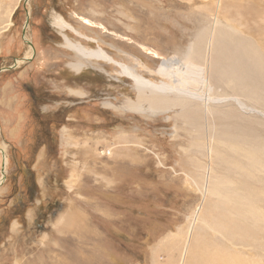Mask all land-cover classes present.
Wrapping results in <instances>:
<instances>
[{
  "label": "rangeland",
  "instance_id": "374dc122",
  "mask_svg": "<svg viewBox=\"0 0 264 264\" xmlns=\"http://www.w3.org/2000/svg\"><path fill=\"white\" fill-rule=\"evenodd\" d=\"M0 5V264H264V0ZM58 17L70 25L63 32ZM223 33L235 55L220 52ZM207 34L216 37L209 57L194 61L206 65L212 96L230 101L208 115L195 106L191 117L179 106L128 107L138 97L121 64L171 82ZM65 36L119 65L92 58L74 68Z\"/></svg>",
  "mask_w": 264,
  "mask_h": 264
},
{
  "label": "bare ground",
  "instance_id": "6f19581e",
  "mask_svg": "<svg viewBox=\"0 0 264 264\" xmlns=\"http://www.w3.org/2000/svg\"><path fill=\"white\" fill-rule=\"evenodd\" d=\"M3 5V4H1ZM0 5V6H1ZM12 8H9L8 11H12L11 10ZM12 13V12H10ZM10 13H8V17L11 15ZM215 19V18H213ZM9 21V19H8ZM212 21V20H211ZM8 23V22H7ZM217 22L214 21V24H216ZM10 23H8V25H10ZM212 25V23H211ZM55 26L58 27V29L62 30V32L64 31V29H66L67 27H70V25L64 20L62 19V17H58L56 22H55ZM211 27V26H210ZM217 27V26H216ZM219 27V26H218ZM217 27V28H218ZM206 29V28H205ZM211 29V28H210ZM214 30V29H213ZM221 30V29H220ZM78 31V30H77ZM215 31V30H214ZM205 32V31H203ZM208 32V31H207ZM222 32V31H221ZM220 32V33H221ZM226 32V31H225ZM210 33V32H209ZM229 33V32H228ZM80 34V33H79ZM203 34V33H202ZM215 34V33H214ZM219 33H217L218 35ZM222 34V33H221ZM224 34V33H223ZM231 35V34H230ZM229 34H224L223 37H225L226 39H224V41L222 43H220L219 45H221L220 49L221 51L220 52H227L229 54H231L229 51L231 50H227L224 48L225 47H229L231 46L232 44V39H229L230 37ZM220 36V35H219ZM66 37V36H65ZM207 42L205 43L206 44V48L205 50L201 49H197V46L196 44H194V46L196 47H193V46H190L188 51L182 55L183 59L184 60H180L179 61V65L175 67L174 69V72H173V80L171 82H167V81H162L161 84H156L155 82L149 80V79H146L144 78L142 75H139L136 70L130 66H126V65H122V69H123V73L125 72L129 77H131V79L134 81V84H135V89H136V93H137V97H138V100L133 102L131 101L129 103V108L130 109H133V110H140V111H145L146 109H150V111L152 112H166L167 110L169 109H173L175 108L176 106H179L181 107V110H182V115L183 116H190L191 117V110L195 109L194 107H201L202 111L205 113V115H208L209 112H211L212 108L211 106L214 105V104H222V102H226V101H230L232 98L230 97H225V96H219L217 95L216 93V97L215 98L213 95V92H210L209 91V85H210V74L208 72V69L206 68V65L202 66L200 65L199 63H196L194 61V58L195 56L199 55L200 57L204 54H206L208 57V51L210 50L211 48V45H212V41H213V38L215 37H212V36H209L207 34ZM216 38V37H215ZM231 38V37H230ZM241 38V37H240ZM203 39V38H202ZM200 39V41L202 40ZM219 39V38H218ZM217 40V39H215ZM221 40V38H220ZM247 40V39H243V42ZM239 41V40H238ZM249 41V40H248ZM66 44L68 47H70L76 54L77 56L79 57V62L77 63H73L72 66L76 69H81L83 68V66L86 64V63H90V59L92 58H95L96 61H99V60H107V62H111L113 64H117L119 65L118 62L115 61V59H113L111 56H109L107 54L106 51H104V49L102 48H99L97 50H90V49H87L85 47H83L82 45H80L79 43H74L73 41H71L70 39H68L66 37ZM199 42V41H198ZM192 44V43H191ZM190 44V45H191ZM198 44V43H197ZM215 44V43H214ZM231 44V45H230ZM244 43H241L240 45H242ZM248 43H246L247 45ZM200 45V43H199ZM204 45V43H203ZM238 45V44H237ZM245 45V46H246ZM199 47H203V46H199ZM215 47V46H214ZM240 47V46H239ZM255 47H258L257 45L255 44H252L250 46V50L253 52V54L255 55L257 53L256 51V48ZM219 48V47H217ZM232 48V46H231ZM235 48V47H234ZM244 48V47H243ZM233 49V48H232ZM219 50V49H218ZM223 50V51H222ZM238 50V49H236ZM235 49H233L232 53H234L235 55V52H237ZM214 51V50H213ZM239 51V50H238ZM242 51V52H241ZM241 53H244V51L241 49ZM247 48H245V52H246V55H247ZM210 52V51H209ZM217 53V52H216ZM219 53V52H218ZM223 53V54H224ZM224 55V57L228 56L227 60L231 61L230 58L232 57L233 58V55ZM221 55V54H220ZM218 55V57L220 56ZM245 55V53L243 54V56ZM251 55V54H250ZM253 55V56H254ZM214 55H212L213 57ZM216 56V54H215ZM248 56V55H247ZM223 57V56H222ZM221 57V58H222ZM235 57H238L235 56ZM214 58V57H213ZM251 58V57H250ZM199 59V58H198ZM203 59V58H202ZM215 59V58H214ZM213 59V60H214ZM220 59V58H219ZM254 59V58H253ZM207 61V58L205 59ZM205 61V62H206ZM212 61V60H211ZM216 61V60H215ZM213 61V63L215 62ZM234 61V60H233ZM237 62H233L236 67H238L237 65L240 64L241 66L243 65L242 63V60L240 58V61L238 60V58L236 59ZM243 61H244V58H243ZM232 62V61H231ZM250 62V61H249ZM248 62V63H249ZM212 63V62H211ZM211 63H210V66H211ZM209 63H207L208 65ZM252 64V63H251ZM250 64V66H251ZM213 65V64H212ZM214 65H218V62L216 61V63H214ZM247 65V61H246V64ZM214 66V67H215ZM221 66H223L221 64ZM233 66V64H232ZM204 67V68H203ZM208 67V66H207ZM247 67V66H245ZM212 68V67H211ZM224 68V66L222 67ZM244 68V67H243ZM217 69V68H216ZM242 69V68H241ZM245 69V68H244ZM219 70V69H217ZM235 70V69H234ZM246 70V69H245ZM220 71V70H219ZM227 71V70H226ZM219 74L221 73L222 77L221 79L224 80V79H228V80H233L232 77L230 75H226V73L228 72H224L223 70H221V72H218ZM238 73V72H237ZM237 76V74H236ZM241 76V75H240ZM250 76V75H249ZM242 77V76H241ZM245 77V76H243ZM253 77V76H252ZM247 78V76H246ZM242 78H240L239 81H241ZM248 79V78H247ZM263 79V77H262ZM245 80V79H244ZM251 80V79H250ZM249 80V81H250ZM225 81V80H224ZM243 81V80H242ZM253 81V80H252ZM226 82H233V81H227ZM223 83V82H222ZM234 83V82H233ZM221 86V84H220ZM237 99V102L239 104H241L242 106L245 105L240 99L238 98H235ZM144 102H146V104L148 103V108L145 107L144 105ZM109 105H112V103H107ZM199 110V109H198ZM244 112V111H243ZM195 114L198 115V113L196 112H193ZM200 113V112H199ZM176 116V115H175ZM194 116V115H193ZM208 117V116H207ZM176 118V117H175ZM183 118V117H182ZM197 118V117H196ZM210 118V117H209ZM206 121V120H205ZM207 122H208V119H207ZM210 125H212L210 123ZM209 125V126H210ZM192 126V125H191ZM197 126V125H196ZM199 126V125H198ZM208 126V127H209ZM207 127V128H208ZM68 129V128H67ZM178 129V128H177ZM212 129V127H211ZM208 131V130H207ZM68 133V132H67ZM65 135V133H64ZM172 136V135H171ZM210 137V135H209ZM95 140V139H94ZM73 141V137L72 138H69L68 137V143L69 144H72L74 142ZM141 141V140H140ZM211 141V140H210ZM143 143V141H141ZM213 142H214V139H213ZM220 142V141H219ZM140 143V142H139ZM246 143V142H245ZM137 144V143H136ZM219 144V143H218ZM224 144V143H223ZM210 145V144H209ZM208 145V146H209ZM212 145V144H211ZM214 146V145H213ZM236 146V145H235ZM235 146H233L235 148ZM208 148V147H207ZM232 148V149H234ZM210 149V155H211V158L212 159V156L214 155V157L218 154L217 150H215V148L213 149V147L209 148ZM261 149V148H260ZM242 150V149H240ZM258 150V149H257ZM233 151V150H232ZM227 152V151H226ZM231 152V151H229ZM105 153L111 155V156H114L116 155V151L114 148H109L105 151ZM221 153V152H220ZM224 153V152H223ZM232 155V154H231ZM249 157L252 158L253 157V153H248ZM262 156V155H261ZM256 157V156H255ZM211 161V160H210ZM231 161V160H230ZM229 161V162H230ZM257 158H255V161L252 160V163L253 162H257ZM232 162V161H231ZM236 162V161H235ZM261 162V161H260ZM7 163V159L5 161V164ZM236 164V163H235ZM241 164V163H240ZM242 164H243V161H242ZM245 164V162H244ZM254 164V163H253ZM258 164V163H257ZM238 166V164H236ZM247 165V164H246ZM245 165V166H246ZM252 165V164H251ZM256 165V163H255ZM213 165H211V162L208 164V167L206 165V171L207 172V178L211 180V175H212V167ZM240 166V165H239ZM244 166V165H243ZM249 166V165H248ZM254 166V165H253ZM4 168V167H3ZM241 168V167H240ZM244 168V167H243ZM256 168V167H255ZM258 169V168H257ZM248 170V169H247ZM244 171V169H243ZM252 171V170H251ZM215 172V171H214ZM7 173V172H6ZM243 173V172H242ZM250 173V172H249ZM228 174V173H227ZM254 174V173H253ZM249 174H247V177H248ZM246 177V175H244ZM74 177V176H73ZM251 178V177H250ZM220 180V179H219ZM218 180V185L221 184V182H224V185L225 184H229L227 182H230L229 180L227 181V179L225 180H222L219 182ZM243 180V179H241ZM247 180V179H246ZM75 182V181H74ZM211 182V181H210ZM232 183V182H231ZM204 188H209L207 187L205 184L203 185ZM229 187V185H227L225 187V189L227 190V188ZM247 187V186H246ZM243 188V187H242ZM253 189V188H252ZM216 190V188H215ZM208 191V190H207ZM242 191V190H240ZM232 193L230 194H239V190L238 188L236 187V189L234 191H231ZM253 192V191H252ZM246 193V192H245ZM248 190H247V194H248ZM226 194V193H225ZM201 208V207H199ZM200 209L196 210L195 214L196 216L194 217H197L199 215V212ZM73 214V213H72ZM63 215H61L58 219L57 222H55L54 224L57 225L58 223L60 224L61 223V217ZM198 219V218H197ZM72 222V221H71ZM53 223V222H52ZM14 224V223H13ZM75 224V223H74ZM78 224V223H77ZM195 224V223H193ZM82 225V224H81ZM65 226V225H64ZM15 227V226H14ZM232 227V226H231ZM192 228V227H191ZM190 239V240H189ZM189 241H191V238L189 237ZM235 248V247H234ZM189 252V251H188ZM186 253V251H185ZM188 254V253H186ZM185 260V259H184ZM17 263V262H16ZM183 263V262H182Z\"/></svg>",
  "mask_w": 264,
  "mask_h": 264
},
{
  "label": "flooded vegetation",
  "instance_id": "af4514ba",
  "mask_svg": "<svg viewBox=\"0 0 264 264\" xmlns=\"http://www.w3.org/2000/svg\"><path fill=\"white\" fill-rule=\"evenodd\" d=\"M31 95H32V91H31ZM31 97H32L33 101L36 102V103L41 100V97L40 96L39 97H36V96L33 97V96H31Z\"/></svg>",
  "mask_w": 264,
  "mask_h": 264
},
{
  "label": "trees",
  "instance_id": "16d2710c",
  "mask_svg": "<svg viewBox=\"0 0 264 264\" xmlns=\"http://www.w3.org/2000/svg\"><path fill=\"white\" fill-rule=\"evenodd\" d=\"M2 229V228H1ZM1 231V230H0Z\"/></svg>",
  "mask_w": 264,
  "mask_h": 264
}]
</instances>
